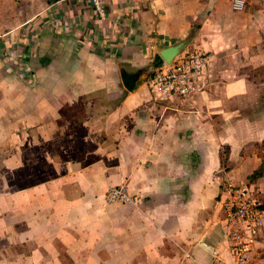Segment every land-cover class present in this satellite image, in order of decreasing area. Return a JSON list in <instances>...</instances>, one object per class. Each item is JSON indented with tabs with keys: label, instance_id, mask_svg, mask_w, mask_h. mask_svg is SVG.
Instances as JSON below:
<instances>
[{
	"label": "crops",
	"instance_id": "1",
	"mask_svg": "<svg viewBox=\"0 0 264 264\" xmlns=\"http://www.w3.org/2000/svg\"><path fill=\"white\" fill-rule=\"evenodd\" d=\"M190 36L211 56L203 86L163 98L158 50ZM7 47L30 83L0 60V264H233L221 195L262 163L264 0H108L105 20L83 0H0ZM122 185L135 202L109 204Z\"/></svg>",
	"mask_w": 264,
	"mask_h": 264
},
{
	"label": "built area",
	"instance_id": "2",
	"mask_svg": "<svg viewBox=\"0 0 264 264\" xmlns=\"http://www.w3.org/2000/svg\"><path fill=\"white\" fill-rule=\"evenodd\" d=\"M96 17L105 20L108 0H83ZM234 12H243L249 0H230ZM211 56L196 49H186L172 65L166 62L150 77L149 86L167 99L189 101L203 86ZM224 222L229 230L233 264H264V198L251 185L227 183L222 190ZM109 204H133L126 186L108 190Z\"/></svg>",
	"mask_w": 264,
	"mask_h": 264
},
{
	"label": "rangeland",
	"instance_id": "3",
	"mask_svg": "<svg viewBox=\"0 0 264 264\" xmlns=\"http://www.w3.org/2000/svg\"><path fill=\"white\" fill-rule=\"evenodd\" d=\"M15 49H12L10 47H7L4 49V51L0 54V60L2 64L11 70L10 78L13 76V80L22 85L29 84L28 73L30 70H28V67L26 64H24L22 58H20L19 54H15L13 56V51ZM17 51V50H16ZM255 78L257 79L258 83L259 81L264 79V70L263 67H258L257 71L255 73ZM7 79H9L7 77ZM3 95V92H2ZM264 99V96L262 97ZM3 99V98H2ZM260 109V108H259ZM263 111V107L260 109ZM7 116H3L0 120V194L6 193L8 191V171L6 170L7 167V161H8V127L9 124L7 123ZM260 152V151H259ZM262 154H264V151H262ZM246 184L252 185L253 188L259 192L261 196L264 198V176L261 179H258L254 182L247 181ZM120 264V263H119Z\"/></svg>",
	"mask_w": 264,
	"mask_h": 264
},
{
	"label": "water",
	"instance_id": "4",
	"mask_svg": "<svg viewBox=\"0 0 264 264\" xmlns=\"http://www.w3.org/2000/svg\"><path fill=\"white\" fill-rule=\"evenodd\" d=\"M191 39L192 37L190 36L173 46L159 49L158 54L164 62H166L169 65H172L175 59L187 48ZM122 82L125 89L129 92L135 91L138 88V86H140L143 83L140 80V74L129 75L126 73L122 75Z\"/></svg>",
	"mask_w": 264,
	"mask_h": 264
},
{
	"label": "trees",
	"instance_id": "5",
	"mask_svg": "<svg viewBox=\"0 0 264 264\" xmlns=\"http://www.w3.org/2000/svg\"><path fill=\"white\" fill-rule=\"evenodd\" d=\"M56 1L58 0H49V3H55ZM163 63L164 61L162 60V58L157 55L154 60V71L151 73V76L156 73V71L163 65ZM259 151V157L261 158L262 163L260 167L248 177V181L250 183L261 179L264 176V154H262V151H264V141L262 142V145L259 146Z\"/></svg>",
	"mask_w": 264,
	"mask_h": 264
}]
</instances>
